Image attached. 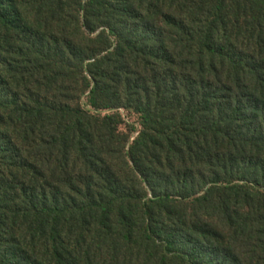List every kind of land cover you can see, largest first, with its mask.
Wrapping results in <instances>:
<instances>
[{
  "label": "trees",
  "instance_id": "obj_1",
  "mask_svg": "<svg viewBox=\"0 0 264 264\" xmlns=\"http://www.w3.org/2000/svg\"><path fill=\"white\" fill-rule=\"evenodd\" d=\"M0 264H264V0H0Z\"/></svg>",
  "mask_w": 264,
  "mask_h": 264
},
{
  "label": "rangeland",
  "instance_id": "obj_2",
  "mask_svg": "<svg viewBox=\"0 0 264 264\" xmlns=\"http://www.w3.org/2000/svg\"><path fill=\"white\" fill-rule=\"evenodd\" d=\"M100 34V31L96 34L92 35V37L96 38ZM115 42V39H112ZM86 83H84L82 77L77 80H69L68 87L72 88L70 94L74 96V101H71V105L74 107H79L83 112L89 114L93 118H91L93 125L96 126L97 120L103 121L107 116L116 115L117 122V135L120 134L123 136L124 143L128 141L129 144L126 148L128 151L130 146L134 143L139 132L141 130V121L139 116L136 114H130L126 109H109V110H95L90 104L89 94L90 91L86 87ZM126 144V143H125Z\"/></svg>",
  "mask_w": 264,
  "mask_h": 264
}]
</instances>
